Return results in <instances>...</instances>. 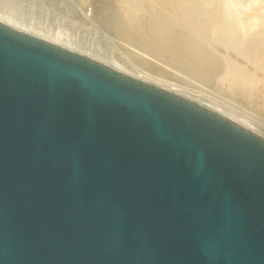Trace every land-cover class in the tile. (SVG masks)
<instances>
[{
    "label": "water",
    "instance_id": "95a60500",
    "mask_svg": "<svg viewBox=\"0 0 264 264\" xmlns=\"http://www.w3.org/2000/svg\"><path fill=\"white\" fill-rule=\"evenodd\" d=\"M0 264H264V133L0 19Z\"/></svg>",
    "mask_w": 264,
    "mask_h": 264
},
{
    "label": "rangeland",
    "instance_id": "374dc122",
    "mask_svg": "<svg viewBox=\"0 0 264 264\" xmlns=\"http://www.w3.org/2000/svg\"><path fill=\"white\" fill-rule=\"evenodd\" d=\"M20 1V4L33 2V11L42 21L52 11H58L61 20L57 22L62 26L75 22L82 26V33L87 29L98 31L101 43L111 41L115 46L116 58L134 59L136 64H130L134 70L146 69V74L153 73L154 78L164 74L160 75L162 79L166 78L163 67L181 73L179 76L183 78L178 82L182 81V85L192 88L191 81L250 112L257 120L256 125L258 122L257 127H263L257 129L264 133V0L183 1L190 4V8H202L199 17H195L196 10L180 13L179 0H143V3L142 0H87L84 4L87 7L82 0H63L64 4L62 0H55V6L61 5L59 8L54 7L53 0ZM196 1H200L199 4ZM217 7L221 10L214 14ZM152 59L154 63L150 62ZM156 61L161 71L154 66ZM139 62L145 66L143 69ZM170 72L166 75L170 76ZM169 76L166 79L169 80ZM184 78L189 82L185 83ZM253 126L256 127L255 123Z\"/></svg>",
    "mask_w": 264,
    "mask_h": 264
},
{
    "label": "bare ground",
    "instance_id": "6f19581e",
    "mask_svg": "<svg viewBox=\"0 0 264 264\" xmlns=\"http://www.w3.org/2000/svg\"><path fill=\"white\" fill-rule=\"evenodd\" d=\"M28 1V0H27ZM63 1V0H62ZM60 1V3L62 2ZM84 1V2H82ZM80 0V2H82V4H86L88 3V1L86 0ZM90 1V0H89ZM153 2V0H151ZM167 1V0H166ZM181 1L180 5L178 4L177 7H179L180 10H178L180 13L181 11H188V10H196L194 11L195 13L197 12L198 14L195 15V17H199V14H200V10L202 8H198V6L196 8H190V4H185V2H187L186 0H179ZM185 1V2H183ZM20 0H0V19L8 22V23H11L13 25H16L20 28H23L25 30H28V31H31L35 34H38V35H41L45 38H48V39H51V40H54L60 44H63L69 48H72V49H76L78 51H82V52H85L87 54H90V55H93L95 57H98L104 61H106L107 63H110L116 67H119L125 71H128L132 74H135L137 76H140L141 78H144L146 80H149V81H153V82H156L158 84H161V85H164L166 87H169L171 89H174L178 92H181L185 95H188L194 99H197V100H200L202 102H205L231 116H233L234 118L248 124L249 126H253L254 123H255V128H259L257 127L258 126V122H257V125H256V119L255 117H253L250 112L248 111H245V110H242L240 108H238L237 106H234V105H231L230 102H228L226 99H224L223 97H220L219 95H217V93H212V91L208 92V90H205L203 88V86L201 87V85H197L195 83H191L189 82V80L187 78H184V82L187 83L189 82V84L192 86L187 88V86L185 85H182L181 82L182 81H179L178 82V79L180 78H183V76H179V74L181 75V73H178L176 74L175 70L173 72H170L168 71L166 68H162L160 67V69L158 68L160 64H157L158 61H156V65L154 66H157V70L159 69V71H161V68L164 69L163 71H166L164 72L165 73V77L167 78V76L169 75H166L168 74L167 72H170L171 75L168 77L170 78L169 80L164 78L162 79L161 76L164 74H160L159 76H156L153 75V73L150 75L148 73L146 74L147 71L145 70H141V68H138L140 70H137L135 69L134 70V66L132 67L130 64L132 65H135L136 62L132 60H129L127 61V57L126 58H123L124 60L120 59L119 57L116 58L115 55L117 54L115 51H114V48L115 46L113 45V43L110 41L108 42L107 44H103L101 43L100 39L98 37H101L99 32L98 31H93V30H86L85 32L82 33V26L81 25H76L75 22L70 24V25H61L60 23H58L57 21L61 20L60 19V15H57V12L58 11H55L51 14H49V16H47L45 20H41L39 18V16H37L36 12L33 11V7L35 4H32L33 2H27V3H21L20 4ZM69 2V1H68ZM75 2V0H74ZM86 2V3H85ZM91 2V1H90ZM130 2V1H129ZM164 2V1H163ZM200 1H196L195 3H198L199 4ZM55 3V0H53V4ZM59 3V1H58ZM59 3V4H60ZM134 3V2H133ZM142 3H143V0H142ZM159 3V2H158ZM52 4V3H51ZM56 4V3H55ZM54 4V7H57L59 8L61 5L59 6H55ZM62 4V3H61ZM63 4H64V1H63ZM65 4H66V1H65ZM74 4V3H73ZM145 4V3H144ZM182 4V5H181ZM194 4V3H193ZM213 4V3H212ZM70 5V4H69ZM89 5V4H88ZM149 5V4H148ZM156 5V4H155ZM189 5V6H188ZM196 5V4H195ZM26 6L28 8H26ZM152 6V5H151ZM84 7H87L84 5ZM154 7V6H153ZM89 8V6H88ZM169 8V7H168ZM218 8V7H217ZM167 9V8H166ZM214 9V8H213ZM137 10V9H136ZM211 9H209L210 11ZM221 10V9H220ZM219 8L215 11V9L212 11V13L214 12V14L216 13H219ZM161 11V10H160ZM208 10L206 12H209ZM223 11V10H222ZM237 11V10H236ZM244 11H246L244 9ZM136 12V11H135ZM171 12V11H170ZM193 12V11H192ZM29 13H30V16H29ZM211 13V12H210ZM54 14V15H53ZM128 14V13H127ZM120 15V14H119ZM218 15V14H217ZM181 16V14H180ZM249 16V15H248ZM132 17V16H131ZM135 18V17H134ZM209 18V17H208ZM216 18V17H215ZM50 19V20H48ZM122 19V18H121ZM201 19V18H200ZM212 19V18H211ZM246 19V18H245ZM249 19L250 21V18H247ZM199 20V19H198ZM244 21V20H243ZM247 21V20H246ZM128 24L130 21H127ZM244 23V22H243ZM194 24V22H193ZM214 24V23H213ZM130 25V24H129ZM196 25V24H194ZM243 26V24H242ZM214 27V26H213ZM212 27V28H213ZM216 27V26H215ZM129 29V28H128ZM224 30V29H223ZM231 30V29H230ZM84 31V30H83ZM88 33H90V35H88ZM160 33V32H159ZM165 37V36H163ZM137 38V37H136ZM157 42V40H156ZM149 43V42H148ZM150 44V43H149ZM246 45V44H245ZM142 46V45H141ZM150 47V46H149ZM124 49V48H123ZM164 50V49H163ZM132 51H133V48H132ZM134 51H137V50H134ZM139 51V50H138ZM262 51V50H261ZM128 52V50H127ZM135 53V52H134ZM141 53V52H140ZM166 53V52H165ZM130 54H132L130 52ZM137 54V53H135ZM138 57H141L139 56V54H137ZM169 55V54H168ZM133 56V55H132ZM148 56V55H147ZM172 56V55H171ZM170 56V57H171ZM263 56V54H262ZM148 58V57H147ZM150 58V57H149ZM169 58V57H168ZM172 58V57H171ZM170 58V59H171ZM183 58V57H182ZM129 59V58H128ZM137 59V58H136ZM141 59V58H140ZM263 59V57H262ZM157 60V59H156ZM145 61V60H144ZM149 61V60H148ZM194 61V60H193ZM231 61V60H230ZM142 62V61H141ZM150 62H153V59L150 60ZM161 62V61H160ZM172 62V61H171ZM186 62V61H185ZM184 62V63H185ZM140 63V62H139ZM163 63V62H162ZM165 63V62H164ZM168 63V62H167ZM127 67H125L124 65ZM138 64V63H137ZM142 64V63H140ZM147 64V63H145ZM195 64V63H194ZM163 65V64H162ZM230 65H232L230 63ZM171 66V65H170ZM199 66V65H198ZM197 66V67H198ZM143 67H145L143 64H142V69ZM149 69L150 67L147 66ZM146 67V68H147ZM172 67V66H171ZM170 67V68H171ZM235 67V66H234ZM133 68V69H132ZM173 68V67H172ZM192 68V67H191ZM238 68V67H237ZM180 70V68H179ZM145 71V72H144ZM156 73V72H154ZM163 73V72H162ZM158 74V73H157ZM156 74V75H157ZM188 74V73H187ZM183 75V74H182ZM153 76V77H152ZM188 76V75H187ZM223 78V77H222ZM243 79V78H242ZM177 81V82H176ZM230 91V90H229ZM233 91V90H232ZM204 99V100H203ZM208 101V102H207ZM252 118L255 120L254 122L250 121V119L252 120ZM243 119H247V120H243ZM254 127V126H253ZM263 128V127H260V129ZM261 132V131H260Z\"/></svg>",
    "mask_w": 264,
    "mask_h": 264
}]
</instances>
